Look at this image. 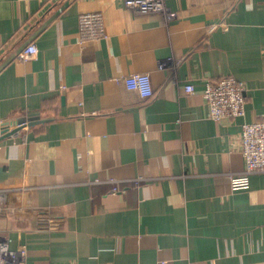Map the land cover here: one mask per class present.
<instances>
[{"label":"crops","instance_id":"1","mask_svg":"<svg viewBox=\"0 0 264 264\" xmlns=\"http://www.w3.org/2000/svg\"><path fill=\"white\" fill-rule=\"evenodd\" d=\"M167 4L170 22L125 0H0V126L48 119L0 140V186L26 170L34 186L0 216L27 264H264V173L231 185L242 124L264 120V0ZM87 11L107 37L80 40ZM133 72L151 74V99L118 80ZM225 74L247 86L246 114L216 121L203 91Z\"/></svg>","mask_w":264,"mask_h":264},{"label":"built area","instance_id":"2","mask_svg":"<svg viewBox=\"0 0 264 264\" xmlns=\"http://www.w3.org/2000/svg\"><path fill=\"white\" fill-rule=\"evenodd\" d=\"M125 4L140 14L162 13L167 22L176 17L175 10L168 6L167 0H125ZM217 27L218 25L214 24L211 26V30ZM79 28L81 41L107 37L101 11L81 13ZM38 52L37 43L30 42L19 52L18 58L26 61L35 58ZM159 67L164 68V63L160 62ZM118 80L124 82L129 90L137 91L142 100H149L155 95V87L149 72H133L120 76ZM184 87L190 94L196 91L195 84L192 82H187ZM246 92L247 86L229 74H225L215 81H207L203 96L208 104L209 117L216 121H222L244 116L247 104ZM20 125L28 127V120ZM240 139L246 165L242 172L231 176V185L234 189L248 188L252 174L264 173V120L244 122ZM140 179L141 177L137 181ZM33 188L27 170L25 174L16 176L12 181L0 186V216L24 213L31 200L30 191ZM114 190L117 192L122 188L116 185ZM26 255L25 245L12 249L9 240L0 237V264H27Z\"/></svg>","mask_w":264,"mask_h":264},{"label":"water","instance_id":"3","mask_svg":"<svg viewBox=\"0 0 264 264\" xmlns=\"http://www.w3.org/2000/svg\"><path fill=\"white\" fill-rule=\"evenodd\" d=\"M27 120H28L29 126H32V125L40 123V122L48 121L47 118H36V119H34V118L25 119L24 118V119H20V120H17L16 122H14L13 124L15 125V127H10L11 126L10 122L3 123L0 126V140L5 138V137H9V136H12L13 134H15L19 129L23 128V126H21L20 123L27 121Z\"/></svg>","mask_w":264,"mask_h":264},{"label":"trees","instance_id":"4","mask_svg":"<svg viewBox=\"0 0 264 264\" xmlns=\"http://www.w3.org/2000/svg\"><path fill=\"white\" fill-rule=\"evenodd\" d=\"M55 98H53L52 100H54Z\"/></svg>","mask_w":264,"mask_h":264}]
</instances>
